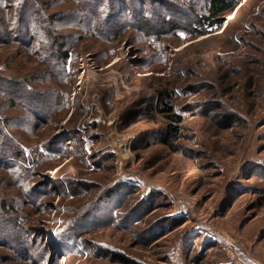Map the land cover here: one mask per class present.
Segmentation results:
<instances>
[{
    "label": "rangeland",
    "instance_id": "obj_1",
    "mask_svg": "<svg viewBox=\"0 0 264 264\" xmlns=\"http://www.w3.org/2000/svg\"><path fill=\"white\" fill-rule=\"evenodd\" d=\"M196 6L207 13L203 0ZM116 11L127 29L115 40L92 35L76 15L63 20L67 81L24 45L0 44L1 79L51 91L43 119L10 125L36 165L24 178L41 198L0 162V200L18 194V210L43 235L33 246L41 264H264V0L244 1L196 37L181 29L148 38L130 30L125 8ZM7 89L0 86V123L11 111ZM171 125L180 127L174 139ZM89 215L87 250L53 252L46 231ZM19 259L0 248V264Z\"/></svg>",
    "mask_w": 264,
    "mask_h": 264
},
{
    "label": "trees",
    "instance_id": "obj_2",
    "mask_svg": "<svg viewBox=\"0 0 264 264\" xmlns=\"http://www.w3.org/2000/svg\"><path fill=\"white\" fill-rule=\"evenodd\" d=\"M71 1L73 4L66 3L65 6L54 10V6L50 7V0H0V44L24 45L31 55L37 56L43 63L48 75H56L60 80L67 81L71 75L69 60L72 57V51L67 45L68 35L66 32H61L60 27L67 23L65 20L71 19L74 15L79 17L77 25L90 31L92 35L94 33L104 37L107 41L115 40L126 33V24L119 23L123 17L117 18L119 14L116 10L120 6L126 9L125 16L128 19V26L131 27L130 30L144 33L148 38L162 39L163 36L171 33L177 36L176 32L181 29L196 37L206 34L208 31L206 27L204 29L206 23L208 26L215 25L222 15H230L238 11L246 0H203V6L207 11L205 15L198 12L196 0H187L184 7H179L174 0ZM136 2L140 3L141 7H135ZM188 15L192 20H188L187 23L179 19L186 18ZM63 20L64 23H62ZM4 80L0 78V86L4 85L8 88L4 101L11 111L0 123V162L5 172L15 179L16 185L18 184L25 189L26 193L35 195L34 197L39 199L41 197L36 196L31 184L24 178L33 176V168L36 165L33 167L30 165L31 155L25 146L21 145L24 143H19L11 136L10 125L13 120L19 121L30 115L36 122L37 119H43L41 105H47L50 102L51 91L42 89L36 84L26 85L18 79ZM56 94H58L57 104L61 96L59 92ZM166 96V92L162 91L161 98L168 104L165 100ZM167 109L171 111L172 108ZM15 112L19 115L16 116ZM172 116L177 121L182 119L179 115ZM179 128L178 125H171L173 139L177 137ZM164 141L170 142V139L166 137ZM3 176L6 175L0 173V193L3 190ZM119 189L117 187L112 192ZM1 196L0 248L10 249L15 257H20L19 264H41L42 260L34 257L36 249L33 246L37 242L43 243L41 238L43 235H36V228L31 226L30 214H26L29 212L23 213L18 210L16 196L13 197L8 193H3ZM91 208L93 210V206ZM8 212L15 214L11 216ZM92 219L93 216L89 215L85 219H80L79 223L75 220L73 226L48 229L47 241L52 251L68 254L71 251L81 253L87 250L82 236L89 229L82 227ZM65 239H72L76 248L71 249L70 244L63 245ZM43 247L47 251V246Z\"/></svg>",
    "mask_w": 264,
    "mask_h": 264
}]
</instances>
